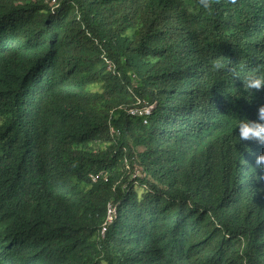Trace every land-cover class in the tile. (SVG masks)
Segmentation results:
<instances>
[{"label": "trees", "instance_id": "1", "mask_svg": "<svg viewBox=\"0 0 264 264\" xmlns=\"http://www.w3.org/2000/svg\"><path fill=\"white\" fill-rule=\"evenodd\" d=\"M217 61L264 69V0H0V264H264Z\"/></svg>", "mask_w": 264, "mask_h": 264}, {"label": "clouds", "instance_id": "2", "mask_svg": "<svg viewBox=\"0 0 264 264\" xmlns=\"http://www.w3.org/2000/svg\"><path fill=\"white\" fill-rule=\"evenodd\" d=\"M199 6L207 10L211 6V0H199ZM241 69L242 65L239 63H237L235 66H228L217 61L212 65V70L214 72H223L225 70L229 72L230 80L232 76L239 77L242 81L244 92L248 93V95L245 96V99L251 100L252 90H260L262 87H264V69L257 67L243 72V74L241 73ZM229 94L233 97L241 95V93L237 92L236 89L235 94ZM256 115V120H250L247 117L237 119V124L235 127L238 129L237 135L235 136L237 142L255 141L258 145H264V104H261L257 107ZM244 147L246 151L249 150L247 145ZM254 165L255 167L249 166V168L252 169L254 173L257 168L264 171V152H260L259 154L255 155ZM259 178L264 179V175Z\"/></svg>", "mask_w": 264, "mask_h": 264}, {"label": "built area", "instance_id": "3", "mask_svg": "<svg viewBox=\"0 0 264 264\" xmlns=\"http://www.w3.org/2000/svg\"><path fill=\"white\" fill-rule=\"evenodd\" d=\"M142 111H144V113L146 115H148L151 111V108L148 107V106H144ZM136 112H138V109L137 108H132L130 110V113L131 114H135ZM145 122L147 121V119L144 120ZM113 217H114V207L109 204L108 205V209H107V221L106 223L102 226V233L106 231L107 229V226L113 221Z\"/></svg>", "mask_w": 264, "mask_h": 264}, {"label": "water", "instance_id": "4", "mask_svg": "<svg viewBox=\"0 0 264 264\" xmlns=\"http://www.w3.org/2000/svg\"><path fill=\"white\" fill-rule=\"evenodd\" d=\"M152 108V107H151Z\"/></svg>", "mask_w": 264, "mask_h": 264}]
</instances>
